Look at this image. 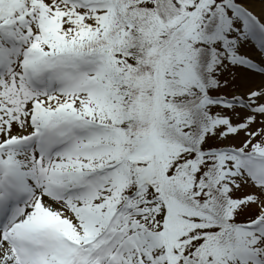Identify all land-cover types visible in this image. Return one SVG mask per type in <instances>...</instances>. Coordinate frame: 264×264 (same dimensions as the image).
I'll return each mask as SVG.
<instances>
[{"label": "snow or ice", "instance_id": "snow-or-ice-1", "mask_svg": "<svg viewBox=\"0 0 264 264\" xmlns=\"http://www.w3.org/2000/svg\"><path fill=\"white\" fill-rule=\"evenodd\" d=\"M0 264H264V0H0Z\"/></svg>", "mask_w": 264, "mask_h": 264}]
</instances>
